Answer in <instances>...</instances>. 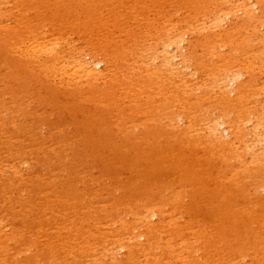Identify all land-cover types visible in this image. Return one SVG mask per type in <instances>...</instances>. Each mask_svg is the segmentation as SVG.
<instances>
[{
  "label": "bare ground",
  "instance_id": "obj_1",
  "mask_svg": "<svg viewBox=\"0 0 264 264\" xmlns=\"http://www.w3.org/2000/svg\"><path fill=\"white\" fill-rule=\"evenodd\" d=\"M56 1L63 11L61 5L65 0ZM106 1L113 4L111 0ZM137 2L134 0L136 7ZM36 3V0H10L7 7L5 0H0V50L6 49L9 52L7 63L13 62L11 69H4L10 83L8 96H24V103L30 105L29 92L34 86L36 91L41 89L44 103L48 94L46 83L51 80L58 101L63 98L62 88L71 90V98L77 101L83 96L82 87L70 89L69 82H65L67 71H76L75 75L82 80L80 86L88 85L90 99L100 105L102 111L111 110L118 125L114 128V121L109 123L103 115L90 120L89 138L81 145L87 146L91 159L96 158L94 123H98L103 133L101 138L110 139L113 161L121 155L118 139L122 137L131 148L138 144L144 151L143 156L156 169L167 164L176 173L185 171L191 164L198 172L222 162L221 172H213L215 177L210 180L215 183L214 188H210L209 180L200 174L196 175L192 186L193 194L199 199H210L211 212L221 219V226H232L234 232V243L225 252H220V244L212 236L206 245L207 264H223V261L225 264H264V0H180L170 18H162L163 29L156 30L150 20L146 33L145 29H138L139 32L130 33L129 39L117 43L99 46L89 41L80 48L65 44L67 49L61 61L56 53V42L62 40L59 35L65 29L83 35L74 7L79 3L69 0L66 16L72 22L60 25L52 21L51 40L41 42L40 50L33 52L32 46L42 38L43 27L48 26ZM85 3L90 7L88 0H82L80 5ZM120 6L122 10H134V6L126 8L125 3ZM107 7L103 4L102 10ZM31 14L34 16L32 27ZM99 21L104 22L101 16L91 22L90 27ZM8 22L14 27L10 34H5L3 25ZM113 61L118 66L116 69ZM24 69L31 70V75H24ZM1 88L5 86L1 84ZM13 109L19 110L15 99L4 102L0 99V113ZM8 122L9 118L0 117V129ZM171 132L177 135L169 138L167 135ZM3 133L7 135L6 129ZM1 139L0 189L7 174L4 168L15 158L14 148ZM179 152L180 161L177 160ZM60 155L50 158L48 169L43 165L39 167L37 179L41 180L47 170L60 178L57 186L61 196L52 205V225L59 233L65 226L67 232L64 237L59 233L50 237L48 230L38 234V255L31 254V263L138 264L140 258L145 257L147 264H170L167 255L161 257L162 249L169 247V243L156 248V239L167 235L162 225L169 213L162 209L161 201L169 200L171 205L178 206L176 189L160 193L148 209L131 214L128 224L122 222L125 214L122 210L116 215L105 213L98 220L96 213L84 203L100 197L98 190L89 188L94 186L93 179L83 172L88 190L81 196L72 192L59 170ZM36 159L44 162L45 152H38ZM130 166L140 174L139 159H133ZM22 183L28 184L24 175ZM5 184L9 186V193L20 192L16 180L9 179ZM5 192L0 193V215L9 213ZM40 195L31 194L32 210L33 201ZM221 197L225 198L224 202L217 200ZM237 197L241 200L228 207ZM74 202L82 205L85 218L70 223L75 209L69 204ZM15 216H12L13 222L17 221ZM110 223L112 232L107 229ZM21 226L24 232L19 240L18 255L24 258L27 237L34 229L25 218ZM171 236H164V241L181 236V230ZM47 239L52 248L50 254L42 251V259L40 250L45 246L43 240ZM191 244L189 240L181 249L187 254L186 263L200 264L189 254ZM10 247L11 244L6 243L0 248V264H22L10 255Z\"/></svg>",
  "mask_w": 264,
  "mask_h": 264
},
{
  "label": "rangeland",
  "instance_id": "obj_2",
  "mask_svg": "<svg viewBox=\"0 0 264 264\" xmlns=\"http://www.w3.org/2000/svg\"><path fill=\"white\" fill-rule=\"evenodd\" d=\"M75 1L79 3V6L74 5V7L80 21L78 25L81 30H84L83 35L72 34L68 29H65L59 35L62 38L61 41L56 42L58 43L56 53L59 61H61L67 49L65 44L80 48L81 45L87 44L89 41L99 46H103L105 43H117L129 39L130 33L133 31L139 32L138 29H145L146 33L147 24L150 20L153 21L156 30H161L164 27L162 18L164 16L170 18V13L180 2V0H137L136 7L134 0H111L113 2L112 5L108 4L106 0H88L90 3V7H88L86 3L82 6L80 5L82 0ZM36 2L38 5L37 9L44 13L48 26L43 27L42 31L40 30L42 38L32 46L33 52L40 50L41 42L51 40L52 21L60 25L72 22L66 16L69 0H65L62 3L63 11L56 0H36ZM121 3H125L126 8L134 6V10H122ZM103 4L108 5L104 10H102ZM5 5L8 7L10 0H5ZM121 14L122 16L120 17ZM100 16L104 22L99 21L96 26L90 27L91 22H95V19ZM32 22L34 23V16L31 14V27L33 26ZM3 27L5 34H10L14 25L8 22ZM153 35H156V33ZM8 56L9 52L6 49L0 50V92H3L0 93V99L1 102L15 99L19 105V110L13 109L8 113H0V117L9 118L6 126L0 129V139L2 138L3 142L15 150V158L4 168L7 174L3 177V188L0 189L1 194L6 191V201L9 202V213L0 215V248L6 243L11 244L10 255L18 258V261L22 264H33L29 257L31 254L38 255L36 247L37 238L40 236L38 234L48 230L51 231L50 237H53L59 233L60 230L52 225V219H54L52 205L54 200L61 196L60 189L57 186L60 178L54 177V174L48 170L45 171L41 180L37 179V174L41 165L48 169L50 158L61 153H64L65 156L60 155L62 161L59 170L64 176V183L71 187L70 190L72 192L75 191L77 195L81 196L88 190L87 187L89 185L84 181L83 172L93 179L94 186L89 188L98 190L100 197L96 196V200L87 199L84 203L96 213L98 220L105 213L111 212L110 215H116L119 210H122L125 211L122 216V222L128 224L131 214L140 212L143 208L148 209L147 206L150 207L153 200L160 193H165L169 189H176L175 194L179 198L178 206L171 205L169 200L161 201L162 209H166L169 213V217L165 220L166 223L162 225V231H165L167 235H161L156 239V248H163L166 242L169 243V247L162 249L161 257H164V254L167 255L170 264H187V254L181 249L189 240L192 241L190 245L192 250L189 251V254L191 258L200 264H207L208 262V248H206V245L209 240H212V236H215V240L218 241L215 242L220 244V252H225L226 248L234 243L233 227L225 228L221 226V221H219L221 219L214 217L211 212L210 199L201 200L193 194L192 186L197 174L209 180L208 186L214 188L215 183L210 180L215 177L213 172L217 174L221 172L222 162L214 163L209 170L203 169L198 172L195 171L196 166L190 163H187L190 164L189 167L182 172L177 171L175 173L167 164H163L161 168L156 169L143 156L144 151L138 144L136 148H131L125 144L122 137L118 139L121 155L113 161L111 158L113 151L109 146L111 144L110 139L107 136L101 138L103 133L98 123H94L96 132L94 143L97 148L96 158L93 160L87 146L81 145L83 140L89 138L90 120L100 118V115H103L109 123L114 121L113 127L118 128L113 112L111 110L102 111L99 108L100 105L95 104L90 99L87 94L88 85L81 84L82 86H80L79 83H82V80L75 75L76 71H67L65 82H69L67 86L70 89H76L78 86L82 87L81 93L83 96L77 101L71 98V90L66 88L60 90L63 98L58 101L55 93L56 89L51 80H48L50 83L48 81L46 83L45 90L48 94L44 103L41 102V89L36 91L34 86H31V91L29 92L30 100H32L30 105L24 103V96H19L18 94L8 96V92L11 91L8 89L10 83L7 80L4 69H11L13 65L12 61L7 63ZM113 64L116 69L118 67L116 62L113 61ZM22 66L27 65L22 63ZM23 74L30 76L31 70L24 69ZM21 81L22 78L18 81L19 85L22 84ZM1 84L5 86L4 89L1 88ZM20 123L22 124L20 125ZM179 124L183 125L180 122ZM4 129H6L7 135L3 133ZM176 135L171 132L167 136L173 138ZM38 152H45L44 162L37 161ZM126 156L128 157L126 158ZM181 157L182 154L179 152L177 160L180 161ZM133 159H139V175L130 166V162ZM245 161L249 162V159L245 158ZM23 175L28 181L26 186L22 183ZM9 179L16 180L19 193L11 194L8 192L9 186L5 183ZM32 193H41L39 198L33 201V210L31 209ZM217 200L224 202L225 198L221 197L217 198ZM240 200L241 197L234 198L228 207L233 206L236 201ZM71 205H74L75 216L70 219V223L76 222L78 219H84L85 214L81 210L82 205H78V202L69 204V206ZM14 214H17V216ZM227 214L230 215V213ZM12 216L16 217V222H13ZM232 216L234 215L232 214ZM23 218L34 229V232L27 237V249L23 250L25 253L24 258L18 255L19 240L24 232V228L21 226ZM63 222L60 221L61 224ZM107 229L108 232H112L111 223L107 226ZM178 229L181 230V236L164 241V236L172 238L173 236L171 235L176 233ZM66 232L65 226H62L59 234L64 237ZM200 232H202V235H199ZM95 235L101 238L97 232H95ZM43 242H45V246L40 250L42 259L44 258L42 251L50 254V249L52 248L49 239L43 240ZM154 252L157 253L158 251L155 249ZM175 252L177 253L174 254ZM40 257H38L39 260ZM81 258L83 257L81 256ZM152 261L155 262L156 259ZM147 263V258L143 257L140 258L138 264ZM223 264H225V261H223Z\"/></svg>",
  "mask_w": 264,
  "mask_h": 264
}]
</instances>
